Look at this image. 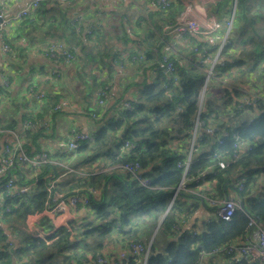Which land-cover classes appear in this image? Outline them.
<instances>
[{
    "label": "trees",
    "instance_id": "obj_1",
    "mask_svg": "<svg viewBox=\"0 0 264 264\" xmlns=\"http://www.w3.org/2000/svg\"><path fill=\"white\" fill-rule=\"evenodd\" d=\"M231 1L221 0L220 7L227 9ZM45 6L43 1L35 10L33 22L22 23L31 26L38 15L46 17ZM184 10L182 0H177L168 9L150 15L149 23L142 20L147 32L139 36L143 47L136 50H119L115 44L117 40L127 46V32L119 37L110 27L105 30L101 23H90L78 33L71 17L63 16L56 41L67 45L74 56L72 64L78 67L72 101L99 116L98 126L92 141L82 143L75 151L54 153L42 145L49 128L24 132L25 153L35 158L46 151L51 162L37 168L17 166L12 171L18 176L17 185L35 183L25 194L13 195L5 187L6 180H0V264H93L98 257L110 258L116 264H141L143 256L131 254L134 244L150 247L146 264H201L208 255L215 258L219 248L242 243L251 219L264 224V0H237L229 41L202 101L207 59L215 56L217 48L187 34L186 48L167 53L175 72L165 74L161 66L166 44L163 25L151 21L159 19L174 26ZM151 22L154 29L148 26ZM125 55L136 62L138 74L126 79L114 101L103 107L97 94L110 83L115 65L124 62ZM100 72L109 77L101 80ZM259 88L260 92L254 90ZM252 94L258 96L255 101ZM244 99L252 102L244 104ZM60 100V95L49 96L40 113L2 126L0 151L7 141V131L19 129L26 121L46 120ZM125 101L130 103L129 108L124 106ZM198 114L202 126L195 136ZM209 128L213 134L206 132ZM242 146L246 147L243 152ZM189 158L190 167L185 171L183 166ZM220 161L227 164L225 169L219 167ZM130 163L141 166L140 181L123 170L122 166ZM240 177L246 178L245 190L238 193L243 209L230 221L217 217L216 209L208 203L213 218L200 227L176 231L183 217L191 216L199 204L207 205V199L223 200L231 191L234 193ZM259 179L262 185L255 193ZM182 183L185 191L179 190ZM90 189L99 191L100 196H94ZM74 196L88 198V205L75 208H85L91 213L90 219L71 220L45 239L26 233L29 215ZM157 229L162 240L153 238ZM110 241L119 245L126 257L105 256ZM232 264L264 263L233 259Z\"/></svg>",
    "mask_w": 264,
    "mask_h": 264
},
{
    "label": "crops",
    "instance_id": "obj_2",
    "mask_svg": "<svg viewBox=\"0 0 264 264\" xmlns=\"http://www.w3.org/2000/svg\"><path fill=\"white\" fill-rule=\"evenodd\" d=\"M45 1L46 17H39L38 15L37 18L35 17V22L28 26L14 19L20 10L31 4L32 0H0V14L10 21L5 29L4 37L12 50L5 52L0 42V83L5 76L11 82V87L0 94V128L24 115L40 113L44 101H39L37 96L41 93H44L47 98L60 95L59 104L64 103V106L58 111L48 112L46 120L49 121L50 127L47 131L48 137L42 143L46 151L54 153L67 149L68 135L71 130L93 133L98 126L97 119L99 117H95L90 110H86L72 101L77 87V82L74 80L78 70L77 65L75 63L66 65L64 61H55L46 56L49 44L56 41V37L60 34L63 16L66 14L67 17H71L72 26L76 28L78 33L81 32L82 26L86 27L90 23H101L106 27L105 30L110 27L112 30L118 31L119 37L127 32L130 38L127 46L117 40L114 42L119 45V50H123L125 47L136 50L138 47H143L139 36L147 32V25L142 20L149 23L150 15L158 9L154 7L155 0H107L96 3H91L89 0H72L69 3H64L62 0ZM174 1L177 0H172V2ZM182 2L185 10L190 6L193 8L190 14L191 19L205 25L212 22L220 23L223 26L220 30L221 35H224L226 22L235 9V0L231 1V5L227 9L220 7L221 0H182ZM151 21L163 25V33L166 39L165 48L173 52L177 48H186L185 46L189 42L185 36L179 37L174 32L167 31L166 28L170 25L164 24L159 19ZM148 26L151 29L155 28L153 23L148 24ZM111 34L117 35L114 32ZM195 37L206 40L201 36ZM122 59L124 62L115 65L113 78L109 84H106L110 85L111 93L116 97L121 84L126 79L138 74L136 62L127 60L126 55ZM146 66L151 65L147 64ZM93 67L95 66L93 65ZM99 76L101 80L109 77L103 72H100ZM254 90L256 92L261 91L260 88ZM69 93H71L70 98L65 99ZM127 97L131 98V94H128ZM95 102H97L96 99ZM242 148V152L245 151L246 147L242 146ZM15 175L17 176V174ZM261 185L262 179H259L258 186L254 187L255 193L260 190ZM93 193L96 197L100 196L99 191ZM231 194H233L232 191ZM209 205L208 202L207 205L199 204L198 209L191 216L183 217L176 231L200 227L203 222L213 218L215 215L209 211L211 207ZM75 207L69 206L67 210L71 214V220L81 221L91 218V213L85 208L76 210ZM67 217L66 211L54 214L45 209L27 217L25 231L29 236L45 239L67 226L69 223H66ZM2 228L9 231L5 224H2ZM6 233L10 239H13L9 232ZM71 237L74 239V236ZM153 238L163 239V236L158 233V229ZM107 244L108 246L103 253L105 256L114 258L122 252L119 245L115 246L113 242L111 244V241ZM211 257L212 255L206 256L201 264H227V258L216 256L211 259Z\"/></svg>",
    "mask_w": 264,
    "mask_h": 264
},
{
    "label": "built area",
    "instance_id": "obj_3",
    "mask_svg": "<svg viewBox=\"0 0 264 264\" xmlns=\"http://www.w3.org/2000/svg\"><path fill=\"white\" fill-rule=\"evenodd\" d=\"M45 0H32L31 4L26 8L20 10L15 19L19 23L29 20L33 22V13L35 10L41 5V3ZM64 3H69L72 0H62ZM91 3H96L100 1H107V0H89ZM172 3V0H155L154 7L157 9H168ZM193 8L190 6L188 7L183 13L176 19V24L174 26H168L166 28L167 31L174 32L179 37H184L187 34H192L195 36H201L206 39L209 45H213L217 48V52L215 56L210 60H208V69H207V79L205 83V88L201 94V101L206 92V86L209 82V79L214 75V68L218 61H220V53L223 48L227 45L229 41V35L233 29V24L236 18V9L231 14L229 20H227L225 28L226 31L224 35L220 34L221 28L223 26L218 22H212L208 24H202L197 20H193L190 17ZM9 20L3 18V15L0 14V42L2 44L3 50L5 52H11V47L7 43L4 37V32L6 27L9 25ZM163 58H162V71L165 74H174L175 72V65L173 61L169 59V52L168 48L163 49ZM46 56L53 59V60H63L66 65H71L74 59L73 54L68 49L67 45L63 41H53L49 44L48 49L46 51ZM11 87V82L8 77H4L0 83V93L2 89L8 90ZM253 100L255 101L258 96L252 94L251 95ZM39 101L47 100V97L44 93H41L37 96ZM114 96L111 93L109 87L104 86L100 89L99 93L97 94L98 103L105 107L108 103L114 101ZM244 104H250L252 101L249 99H244L242 101ZM64 106V103L57 105L55 110H60ZM124 106L126 108L130 107V103L128 101L124 102ZM201 106V105H200ZM240 105V107H242ZM200 114V112H199ZM199 114L196 120V131L195 136L197 133V129L202 126L199 120ZM39 127H44L48 129L50 127V123L48 120H42L39 122H32L26 121L24 122L21 127L17 130L7 131L8 138L6 143L4 144L2 151L0 153V180H6L5 187L7 190L13 195H22L29 192L34 186L35 183H30L29 185H17V176L13 175L12 171L15 170L17 166L21 167H31L37 168L50 163L51 160L49 155L46 151L41 153L39 156L35 158L29 157L22 147V137L26 130H37ZM208 134H213L214 130L209 128L206 130ZM94 139L93 133L82 132L79 130H71L68 135L67 141V149L69 151H75L78 147L85 142L92 141ZM195 140L191 144V153L194 147ZM222 140L220 144H222ZM190 158L184 164L185 171L188 170L190 167ZM227 164L223 161L219 162V167L221 169H225ZM123 170L127 171L128 173L132 174L136 179L139 181L140 176L138 175L141 171V166L138 163H130L122 166ZM245 177H240L235 182V189L236 191L231 194L228 198L223 200H215V199H207L208 203L211 207L216 209V215L223 221H230L235 212L243 209V204L241 198L238 197V193H241L245 190ZM146 184V182H142ZM53 187V182L51 183V188ZM184 189L185 191V184L182 183L179 190ZM93 192L92 189H90ZM89 200L85 196H74L69 200H61L55 206L51 207L50 205L47 207L51 213L59 214L65 212L69 206H78V205H88ZM131 254L135 256L142 255L141 264H146L150 252V247L142 244H134L131 245ZM215 256L227 258V264H232L233 259L237 260H246L250 262L259 261L264 263V224L255 220L251 219L249 222V232L246 239L241 243H232L230 245H226L222 248H219L214 252ZM126 257V253L124 251L119 253V258L122 259ZM93 264H116L110 258H103L98 257Z\"/></svg>",
    "mask_w": 264,
    "mask_h": 264
},
{
    "label": "water",
    "instance_id": "obj_4",
    "mask_svg": "<svg viewBox=\"0 0 264 264\" xmlns=\"http://www.w3.org/2000/svg\"><path fill=\"white\" fill-rule=\"evenodd\" d=\"M235 9L237 10V0H235ZM235 9H234V10H235ZM260 141H261V140H260ZM67 210H68V209H67ZM67 210H66V212H67L68 217H67V219H66V223L69 222V221L71 220V214H70Z\"/></svg>",
    "mask_w": 264,
    "mask_h": 264
},
{
    "label": "rangeland",
    "instance_id": "obj_5",
    "mask_svg": "<svg viewBox=\"0 0 264 264\" xmlns=\"http://www.w3.org/2000/svg\"><path fill=\"white\" fill-rule=\"evenodd\" d=\"M105 86L110 88V85H105ZM68 170H69V169H68ZM70 172H72V169H70V170L68 171V173H70Z\"/></svg>",
    "mask_w": 264,
    "mask_h": 264
}]
</instances>
